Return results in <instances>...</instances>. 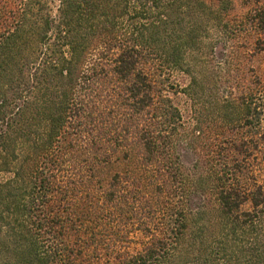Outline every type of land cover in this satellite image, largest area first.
I'll return each instance as SVG.
<instances>
[{
	"label": "trees",
	"instance_id": "16d2710c",
	"mask_svg": "<svg viewBox=\"0 0 264 264\" xmlns=\"http://www.w3.org/2000/svg\"><path fill=\"white\" fill-rule=\"evenodd\" d=\"M10 7L0 18V264H264V180L234 158L192 176L175 152L183 122L166 88L221 9ZM197 189L212 207L187 209Z\"/></svg>",
	"mask_w": 264,
	"mask_h": 264
},
{
	"label": "rangeland",
	"instance_id": "374dc122",
	"mask_svg": "<svg viewBox=\"0 0 264 264\" xmlns=\"http://www.w3.org/2000/svg\"><path fill=\"white\" fill-rule=\"evenodd\" d=\"M207 2L221 9L220 23L211 19L214 11L203 25L202 47L185 52L182 68L172 71L173 86L166 88L183 122L175 152L192 176L234 158L261 182L264 120L258 122L257 112L264 111V0ZM14 4L0 0V18ZM210 196L192 190L187 209L206 202L212 207Z\"/></svg>",
	"mask_w": 264,
	"mask_h": 264
}]
</instances>
